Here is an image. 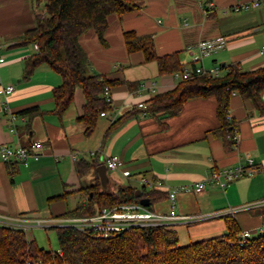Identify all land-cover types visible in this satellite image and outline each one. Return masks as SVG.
Returning a JSON list of instances; mask_svg holds the SVG:
<instances>
[{"label":"crops","instance_id":"0c3cea01","mask_svg":"<svg viewBox=\"0 0 264 264\" xmlns=\"http://www.w3.org/2000/svg\"><path fill=\"white\" fill-rule=\"evenodd\" d=\"M253 1L134 0L138 10L108 17L106 44L100 43L93 29L84 32L79 42L87 53L89 72L115 81L109 86L111 109L99 115L94 131L86 135L85 126L77 120L85 101L81 87L75 88L67 109L56 115L52 90L62 83L61 76L41 65L22 79L24 58L36 49L34 43L12 45L10 40L35 26L39 0H0V55L4 58L0 62V142L11 147L34 141L42 144L26 162L0 159V216L61 219L84 204L80 185L93 184L96 172L90 170L80 178L75 164L81 159L97 158L99 165H105L108 156L120 158L116 169L106 167L110 190L125 185L123 177L137 190L145 186L166 191L164 186L194 184L214 169L245 164L249 157L258 166L253 176L238 178L225 188L209 183L199 193L179 192L174 210L213 217L207 218L213 220L204 224L208 226L204 232H193L196 238L211 231L209 226L226 230L225 215L235 218L242 231L259 229L264 222L262 210L246 206L264 199V113L252 100L232 94L228 118L235 122V129L226 140L212 133L219 125L213 96L190 98L177 115L158 113L156 118L138 103L147 105L155 94L173 89L180 80L173 73L159 74L155 60L145 61L141 51L128 52L123 41L125 31L151 34L158 55L179 52L184 66L189 61L188 46L222 36L226 45L202 64L237 63L245 70L255 69L264 66V12ZM242 4L249 6L233 9ZM6 85L14 86L9 94L2 91ZM34 105L41 109L40 115L29 120L19 114ZM11 114L17 116L14 130ZM155 181L164 186H151ZM151 210L168 213L171 204L167 198L155 202Z\"/></svg>","mask_w":264,"mask_h":264},{"label":"trees","instance_id":"16d2710c","mask_svg":"<svg viewBox=\"0 0 264 264\" xmlns=\"http://www.w3.org/2000/svg\"><path fill=\"white\" fill-rule=\"evenodd\" d=\"M43 10L35 13V26L10 40L12 45L36 43L34 53L24 58L22 79H28L41 65L49 66L62 78V83L52 90L53 113L61 115L74 99L76 87L84 95L82 114L77 117L90 135L101 112L111 109V102L103 96L105 86L115 83L105 75L90 73V62L79 42L80 36L93 29L99 41L104 37L110 15H122L139 9L134 0H39ZM123 41L128 52L141 51L145 61L155 60L159 74L174 73L183 68L179 52L158 55L151 34L137 35L134 31L123 32ZM219 76L196 75L181 80L171 90L155 94L147 103L146 112L156 116L180 113L185 101L195 97L213 96L216 99V117L219 125L212 130L214 136L226 140L233 135L235 122L228 118L232 94L250 99L264 113V66L245 70L237 63L221 65ZM42 113L34 105L22 109L19 114L31 119ZM106 131V135L112 129ZM31 150L32 143L26 145ZM97 158L81 159L75 170L81 178L95 170L96 181L80 185L79 192L86 198L73 210L61 217L89 216L102 207L121 204H139L148 199L149 209L155 202L166 200V191L145 186L116 185L115 190L102 188L96 168ZM264 218V207L261 209ZM226 233L179 245L178 233L165 225L130 227L111 237H94L74 227H51L57 236V250L40 247L35 239L29 240L26 233L0 225V264H264V232L240 241L242 232L235 218L224 216Z\"/></svg>","mask_w":264,"mask_h":264},{"label":"built area","instance_id":"2783aa9c","mask_svg":"<svg viewBox=\"0 0 264 264\" xmlns=\"http://www.w3.org/2000/svg\"><path fill=\"white\" fill-rule=\"evenodd\" d=\"M254 7H259L264 12V3L255 0L252 2ZM248 4H242L241 6H235L234 10L240 8H247ZM226 45V39L222 36L204 39L196 42L193 45L188 46L187 51L189 53V61L179 71H175L173 76L178 80L190 79L196 75H206L208 77L219 76L221 74V67L219 65H213L205 67L202 64V60L223 48ZM35 49L38 48L34 43ZM4 58L0 55V62H3ZM14 90L13 85L2 86V91L5 94H9ZM103 96L107 102H111L110 87L105 86L103 90ZM138 107L146 109L147 105L143 102L138 103ZM105 112H101L100 115H104ZM17 118L15 114L10 116V126L14 130V120ZM233 139H237V135L233 136ZM42 144L34 141L32 143L31 150L24 145H17L11 147L5 143L0 142V159L3 161L20 160L26 162L30 157L36 156L35 149H40ZM121 163L120 158L117 155L108 156L105 160V165L109 169H116ZM258 171V166L251 158H247L245 164H238L232 167H222L214 169L208 177L188 185H180L175 187L164 186L161 181L152 182L150 185L158 188L163 186L166 188L168 194V200L171 204V210L168 213L155 212L142 204H121L114 207H102L97 213L89 216H71L61 219L53 218L51 220H40L32 217H4L0 216V224L4 226H15V228L27 230L30 225H45L49 227H74L82 232L90 233L94 237H111L118 234L130 227L137 226H155L161 224L182 223L189 225L188 223H195L211 217L207 214H178L174 210L176 204V197L179 192H193L199 193L204 190L205 186L209 183L216 184L221 188H225L232 181L242 178L253 176ZM264 204V200L258 201L255 206ZM246 207H250L247 205ZM229 213H233L232 209H229ZM34 220V221H33ZM259 230L264 232V223L260 226ZM240 241H245L251 237L250 231H242L239 235Z\"/></svg>","mask_w":264,"mask_h":264},{"label":"rangeland","instance_id":"374dc122","mask_svg":"<svg viewBox=\"0 0 264 264\" xmlns=\"http://www.w3.org/2000/svg\"><path fill=\"white\" fill-rule=\"evenodd\" d=\"M39 3H40V5L38 6V10L37 11H42L43 8H44L43 2H39ZM221 73H223V71H221ZM120 180L124 184H127V180L125 178L120 177ZM262 200H264V199H262ZM258 201H261V200H255L253 202H250V204H249L250 207L251 208L254 207V208L262 209L264 207V204L255 206ZM250 207H248V208H250ZM23 217H26V216H23ZM27 217H32L33 219L37 218V219H40V220H44L43 218L35 217V216H27ZM208 218H210V217H208ZM211 218H213V217H211ZM211 220H213V219H210V220L205 219V220L198 221V222H195V223H188L189 225H185V224H182V223L180 225H174V223L161 224V225L170 226L171 228H174L178 232L179 245H186V244H189V243H191L193 241H199V240H202V239H207V238H210V237L223 235V234L226 233V230H224L222 227H221V230H220L217 226H209V227L212 228L211 231L207 230L206 234H202L201 233V235H203V236H197L199 238H196L195 236H192L193 232H199V233L200 232H204L205 227H208V226H204V224L207 223V222H210ZM1 226H4V225H1ZM7 227L14 228L16 230L24 231L26 233L27 238L29 240L35 239L37 244L40 247H42V248L52 249V250H57V248H58L56 232H55L54 228L46 226V224L45 225H41V226L40 225H30L29 228H27V230L18 229V228H15V226H13V227L7 226ZM261 233H263V232H261L259 229H256L255 231L251 232V236H257V235H259ZM188 234L189 235L191 234L190 235L191 240H189Z\"/></svg>","mask_w":264,"mask_h":264},{"label":"water","instance_id":"95a60500","mask_svg":"<svg viewBox=\"0 0 264 264\" xmlns=\"http://www.w3.org/2000/svg\"><path fill=\"white\" fill-rule=\"evenodd\" d=\"M96 171L98 173L99 180H100L102 188L107 189L108 188V183H109V177H108V174H107L106 165H104V164L98 165L97 168H96ZM139 192H140L139 190L136 191L137 194ZM140 204H142L144 206H148V199L147 198H141L140 199Z\"/></svg>","mask_w":264,"mask_h":264}]
</instances>
